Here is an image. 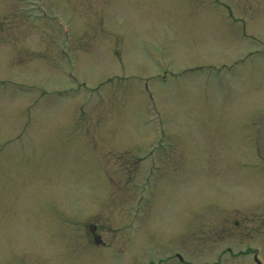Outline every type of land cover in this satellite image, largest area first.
I'll use <instances>...</instances> for the list:
<instances>
[{
    "label": "rangeland",
    "instance_id": "obj_1",
    "mask_svg": "<svg viewBox=\"0 0 264 264\" xmlns=\"http://www.w3.org/2000/svg\"><path fill=\"white\" fill-rule=\"evenodd\" d=\"M42 2L0 0V264H213L217 202L264 189L229 178L264 110V56L237 34L264 42V0Z\"/></svg>",
    "mask_w": 264,
    "mask_h": 264
},
{
    "label": "flooded vegetation",
    "instance_id": "obj_2",
    "mask_svg": "<svg viewBox=\"0 0 264 264\" xmlns=\"http://www.w3.org/2000/svg\"><path fill=\"white\" fill-rule=\"evenodd\" d=\"M261 51V50H260ZM264 114V110H260L254 113L253 119L248 120V125L244 128L247 130V138L243 139L237 149L241 148V151L245 153V158L243 160L238 159L236 165H243L242 174H230V182L232 184H237L240 182L251 183V186H256L259 184L264 185V163L257 159L252 143L253 133L256 132L257 122L260 115ZM247 122V121H246ZM250 132V134L248 133ZM245 145L246 148L242 146ZM236 160L232 161L233 163ZM233 167V164L231 165ZM246 172L249 174L246 175ZM222 178V177H221ZM260 186V185H259ZM264 187V186H263ZM261 191L258 200L254 201L252 198L250 201L244 204V208L240 207L239 204L234 205L230 208L222 206L225 201H218L216 208L213 211L216 215L212 218H208L210 225L205 226V235L207 239H217V241H225L224 249H220L217 254L216 261L220 263L222 258H231L236 255L238 258H243L246 256H251L252 260L256 262L257 257L260 259L261 264H264V189ZM250 197H253L254 191H248ZM262 211V215H256V211ZM242 213V214H241ZM263 227V228H262ZM212 235H211V234ZM261 237L263 239V245L260 248L251 247L248 245L249 238ZM246 240L243 249H236L235 243L239 242L240 239ZM224 242V243H225ZM223 246V245H222ZM232 256V257H230ZM244 261V259H243ZM247 264H250L251 260L246 259ZM237 263H239L237 261ZM257 264V263H256Z\"/></svg>",
    "mask_w": 264,
    "mask_h": 264
},
{
    "label": "water",
    "instance_id": "obj_3",
    "mask_svg": "<svg viewBox=\"0 0 264 264\" xmlns=\"http://www.w3.org/2000/svg\"><path fill=\"white\" fill-rule=\"evenodd\" d=\"M258 141H259V151L264 159V117L260 120Z\"/></svg>",
    "mask_w": 264,
    "mask_h": 264
}]
</instances>
